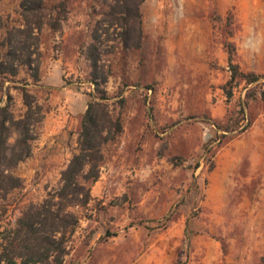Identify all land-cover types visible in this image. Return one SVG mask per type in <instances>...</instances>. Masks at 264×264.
<instances>
[{
    "label": "rangeland",
    "instance_id": "obj_1",
    "mask_svg": "<svg viewBox=\"0 0 264 264\" xmlns=\"http://www.w3.org/2000/svg\"><path fill=\"white\" fill-rule=\"evenodd\" d=\"M58 1L46 0L45 14ZM112 2L68 0L62 32L46 24L38 35L40 81L23 66L4 82L0 107L22 117L28 92L46 113L34 149L62 113L70 155L0 195V230L56 191L78 152L82 116L100 95L84 52ZM20 3L0 0L3 54L21 38ZM140 13V48H125L114 28L99 44V89L123 131L103 147L89 204L71 209L79 223L62 264H178L187 252V264H263L264 0H144ZM229 44L240 72L259 81L229 84Z\"/></svg>",
    "mask_w": 264,
    "mask_h": 264
},
{
    "label": "trees",
    "instance_id": "obj_2",
    "mask_svg": "<svg viewBox=\"0 0 264 264\" xmlns=\"http://www.w3.org/2000/svg\"><path fill=\"white\" fill-rule=\"evenodd\" d=\"M143 1L113 0L109 4L110 10L104 14L103 24L97 28L93 42L84 52L92 67L91 82L97 86L100 95L99 100L88 103L82 116L78 152L73 154L62 171L61 186L43 202L31 203L21 213L14 227L0 230V264L63 263L67 252V235L73 233L79 223L78 216L71 209L89 204L91 185L99 179L104 160L103 147L123 131L120 118H114L105 102L107 98L104 92L99 89L108 80L107 74L99 66V44L102 37H107L111 28H114L125 48H140L143 37L140 6ZM45 2L21 0L24 22L23 28L18 30L21 38L12 35L8 40V52H0V92L7 76H16L23 66L30 69L34 81H40L38 35L46 24L53 31L62 32L69 12L68 0H59L47 15ZM234 50V45L229 44V84L239 77L248 84L259 81L255 74L240 72L239 67L233 63ZM255 96L250 90L247 93L248 98ZM24 103L27 110L20 118H16L8 106L0 107V195L3 196L22 187L23 179L15 174V169L33 156V143L38 137L36 129L46 116L32 94L24 93ZM242 110L240 112L244 115ZM14 135L16 137L12 141ZM186 240L188 251V234ZM187 262L188 252L178 264Z\"/></svg>",
    "mask_w": 264,
    "mask_h": 264
},
{
    "label": "crops",
    "instance_id": "obj_3",
    "mask_svg": "<svg viewBox=\"0 0 264 264\" xmlns=\"http://www.w3.org/2000/svg\"><path fill=\"white\" fill-rule=\"evenodd\" d=\"M67 118L62 114H53L47 119L45 132L41 142L33 151V156L27 162L21 164V178L28 181L35 172H41L43 165L49 162L56 154L60 156H69L70 149L68 141Z\"/></svg>",
    "mask_w": 264,
    "mask_h": 264
}]
</instances>
